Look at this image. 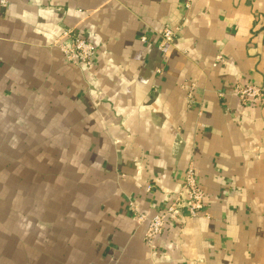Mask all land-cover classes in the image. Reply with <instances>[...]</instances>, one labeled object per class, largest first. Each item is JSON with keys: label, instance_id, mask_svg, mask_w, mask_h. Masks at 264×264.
I'll use <instances>...</instances> for the list:
<instances>
[{"label": "crops", "instance_id": "1", "mask_svg": "<svg viewBox=\"0 0 264 264\" xmlns=\"http://www.w3.org/2000/svg\"><path fill=\"white\" fill-rule=\"evenodd\" d=\"M65 30L94 44L88 67L66 60ZM235 84L264 88V0H0L2 123L72 142L56 264H264V102ZM188 166L206 216L150 247L131 208L185 201Z\"/></svg>", "mask_w": 264, "mask_h": 264}, {"label": "rangeland", "instance_id": "2", "mask_svg": "<svg viewBox=\"0 0 264 264\" xmlns=\"http://www.w3.org/2000/svg\"><path fill=\"white\" fill-rule=\"evenodd\" d=\"M13 120L7 125L0 118V264H56L61 246L54 230L64 229L65 223L54 221V213L60 203L70 202L56 189L69 183L72 142L54 138L62 126L54 133L56 126ZM40 186L45 196H40ZM36 228L45 230L41 241L29 237Z\"/></svg>", "mask_w": 264, "mask_h": 264}, {"label": "built area", "instance_id": "3", "mask_svg": "<svg viewBox=\"0 0 264 264\" xmlns=\"http://www.w3.org/2000/svg\"><path fill=\"white\" fill-rule=\"evenodd\" d=\"M174 36L175 32L172 29H165L162 32L163 42L165 43L172 41ZM62 39L58 43V47L63 52L66 60L81 67H88L94 56V44L82 36L74 34L71 30H65L62 33ZM231 93L237 96L243 104L264 102V88L256 84H235ZM184 186L185 201L175 198L166 208L158 210L153 215L138 210L136 206L131 208L137 225L144 226L143 238L148 246H154L157 236L161 234L167 223L181 220L184 214L189 218L205 215L204 198L207 193L197 181L192 166H188L185 171ZM146 190L151 191V186L147 185Z\"/></svg>", "mask_w": 264, "mask_h": 264}]
</instances>
